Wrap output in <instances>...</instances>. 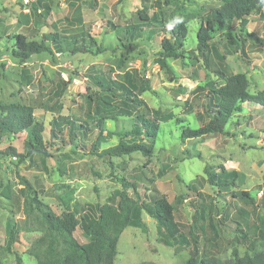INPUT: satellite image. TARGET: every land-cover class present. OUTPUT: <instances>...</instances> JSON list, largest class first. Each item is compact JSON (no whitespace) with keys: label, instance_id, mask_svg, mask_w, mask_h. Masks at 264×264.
Returning a JSON list of instances; mask_svg holds the SVG:
<instances>
[{"label":"rangeland","instance_id":"rangeland-1","mask_svg":"<svg viewBox=\"0 0 264 264\" xmlns=\"http://www.w3.org/2000/svg\"><path fill=\"white\" fill-rule=\"evenodd\" d=\"M178 1L182 8L173 0H44L51 6L46 14L36 0H0V105L31 106L46 127L50 153L30 162L4 152L12 146L24 153L28 129L15 137L7 131L0 136V264H18V257L36 264L49 244L46 224L27 192L57 214L73 210L80 219L93 218L99 206L118 203L122 177L138 181L140 201L147 205L149 195L164 196L182 232L199 235L203 254L229 260L234 251L244 256L263 250L264 108L245 103L224 133L182 140L181 125L197 128L209 120L199 97L207 84L220 85L230 75L244 73L251 93L264 90V7L248 15L244 26L260 38L216 24L209 29L203 55L196 38L201 17L224 0ZM183 11L189 17L188 35L180 56L167 57L164 65L162 42L185 17ZM140 12L151 21H141ZM137 24H146L145 33L128 43L122 40L127 27ZM84 31L101 52L74 54L66 48L29 59L12 53L18 34L51 46L54 34L65 44ZM142 80L149 86L131 95L140 103L131 113L119 110L117 96L101 88L107 83L119 93ZM139 114L159 119L162 130L152 154L100 156L91 150L93 144L101 151L118 143L117 133L130 129ZM60 117L87 123L89 131L76 138L77 145L70 143L67 127L51 135V123ZM100 118L105 132H112L110 138L101 139L95 123ZM209 172H236L237 177L228 191H220L209 182ZM239 190L249 191L255 204L235 197ZM143 220L141 227L128 226L121 233L115 264H185L189 249L176 252L173 245L163 244L161 228L146 210ZM13 228L16 239L11 241ZM74 236L81 243L89 240L80 226Z\"/></svg>","mask_w":264,"mask_h":264},{"label":"trees","instance_id":"trees-1","mask_svg":"<svg viewBox=\"0 0 264 264\" xmlns=\"http://www.w3.org/2000/svg\"><path fill=\"white\" fill-rule=\"evenodd\" d=\"M168 1V0H167ZM178 4V0H173ZM42 7V11L49 14L51 6L44 0H36ZM264 7V0H224L219 7L211 10L210 14L201 17V25L198 29L196 38L198 40L197 49L205 55L209 47L211 35L209 29L216 24L224 29L240 31L246 35L256 38L257 34L248 33L246 17L252 13L260 12ZM183 11L181 14H186ZM141 21L150 22L146 15L139 13ZM185 15L182 20L176 22L170 29V38L162 42L161 61L167 65V57H178L181 54L184 39L188 35L187 19ZM146 25V24H145ZM137 24L128 26L125 33L128 36L121 38L128 43L130 37L138 34L142 36L146 31V26ZM152 33V31H150ZM54 45L45 42H36L26 39L23 34L14 37L12 53L18 58L29 59L35 54L42 52H52V50L63 51L66 48L72 53L101 52L102 48L97 47L88 32L76 33L62 43L61 37L54 34L52 37ZM260 38V37H258ZM264 42V37L260 38ZM65 85V83H63ZM61 85V87H63ZM132 89L122 90L119 93L107 83H101V88L111 97L117 96L119 110L131 113L137 109L139 102L131 95L135 92H142L148 88L145 80L134 83ZM202 87L199 97H203V112L207 115L208 121L203 125L192 128L181 125V139L199 137L208 134L224 133L227 123L235 113L243 111L245 103H255L264 108V90L251 93L248 89L249 81L244 73H235L227 77L226 81L220 85L207 84ZM61 91V89H60ZM57 94V93H56ZM101 139L110 138L112 132H105L102 118L96 120ZM67 127L69 129L70 143L77 145L76 138L79 135H86L89 131L87 123L76 121L66 117L54 118L51 123V135L56 137L57 130ZM30 130V139L25 143L24 153L17 151L15 147H8L5 153L28 159L30 162L35 156L49 155L48 143L44 137L46 127L43 122L36 120L33 108L29 105L6 104L0 105V136L4 131L9 132L13 137L24 130ZM159 119L139 114L132 119L131 128L123 129L117 133L118 143L111 144L101 151L96 145L91 146V150L100 156H121L140 151L144 155L152 154L154 150L153 141L157 140L161 133ZM140 138V139H136ZM147 138V139H144ZM237 173L228 175H218L208 173L209 182L218 186L220 191H228L234 184ZM123 185L117 204H104L99 206L96 217L84 216L79 218L75 211L67 210L62 214H57L52 208L40 201L32 192H27L30 204L39 212L43 222L46 224L49 236V244L45 248L43 257H40L36 264H115L117 254V244L123 230L128 226L141 227L144 223L143 212L146 210L157 220L161 228V242L165 245H173L174 250L179 252L189 249L190 256L185 264H264V223L260 228L262 236L263 250L255 251L254 255H237L234 251V258L229 260H219L212 256L203 254L200 246V237L193 231L184 233L181 230L174 214L170 202L162 195L154 193L149 195V204L140 201L139 183L136 180L119 178ZM132 189L136 196L128 193ZM234 196L242 199L246 203L255 204L254 197L247 190L234 192ZM80 226L88 235L89 240L85 243L79 242L74 233ZM11 232V241L15 240L14 228ZM240 230H242L240 228ZM242 234L245 237V233ZM247 236V233H246ZM246 238V237H245ZM18 264H24L20 257L17 258Z\"/></svg>","mask_w":264,"mask_h":264},{"label":"built area","instance_id":"built-area-1","mask_svg":"<svg viewBox=\"0 0 264 264\" xmlns=\"http://www.w3.org/2000/svg\"><path fill=\"white\" fill-rule=\"evenodd\" d=\"M264 194V187L260 191V195Z\"/></svg>","mask_w":264,"mask_h":264},{"label":"clouds","instance_id":"clouds-1","mask_svg":"<svg viewBox=\"0 0 264 264\" xmlns=\"http://www.w3.org/2000/svg\"><path fill=\"white\" fill-rule=\"evenodd\" d=\"M177 22H179V21H177Z\"/></svg>","mask_w":264,"mask_h":264}]
</instances>
